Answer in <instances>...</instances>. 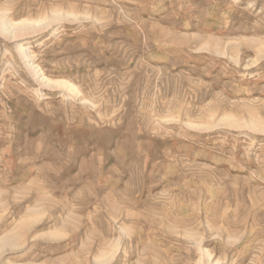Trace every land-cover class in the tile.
I'll use <instances>...</instances> for the list:
<instances>
[{"label":"rangeland","instance_id":"rangeland-1","mask_svg":"<svg viewBox=\"0 0 264 264\" xmlns=\"http://www.w3.org/2000/svg\"><path fill=\"white\" fill-rule=\"evenodd\" d=\"M0 264H264V0H0Z\"/></svg>","mask_w":264,"mask_h":264},{"label":"bare ground","instance_id":"bare-ground-1","mask_svg":"<svg viewBox=\"0 0 264 264\" xmlns=\"http://www.w3.org/2000/svg\"><path fill=\"white\" fill-rule=\"evenodd\" d=\"M4 30V29H3ZM14 32L13 31H8L7 32V34H9L10 35V37L12 38L13 36H15L14 34H13ZM259 46V45H258ZM60 84V83H59ZM214 115V114H213ZM212 119V118H211ZM228 119V118H227ZM234 122H236V121H234ZM243 123V122H242ZM255 127V126H254ZM111 248V247H110Z\"/></svg>","mask_w":264,"mask_h":264}]
</instances>
